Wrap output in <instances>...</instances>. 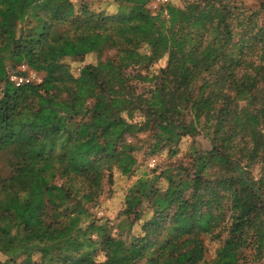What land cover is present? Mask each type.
Wrapping results in <instances>:
<instances>
[{
    "label": "trees",
    "instance_id": "16d2710c",
    "mask_svg": "<svg viewBox=\"0 0 264 264\" xmlns=\"http://www.w3.org/2000/svg\"><path fill=\"white\" fill-rule=\"evenodd\" d=\"M76 1L0 0V264H264V2ZM21 64L41 82L15 86ZM201 132L209 150L128 188L124 237L84 224L138 134L173 157Z\"/></svg>",
    "mask_w": 264,
    "mask_h": 264
},
{
    "label": "rangeland",
    "instance_id": "374dc122",
    "mask_svg": "<svg viewBox=\"0 0 264 264\" xmlns=\"http://www.w3.org/2000/svg\"><path fill=\"white\" fill-rule=\"evenodd\" d=\"M74 4L77 3L76 0H71ZM192 0H176L172 2L177 6H183L185 3H188ZM260 1L264 2V0H238V3H242L245 7L249 9L258 8V3ZM91 4V8L95 11H104L108 14H114L118 10L117 3L114 0H89ZM152 0H149L148 8L152 11H156L152 9ZM126 4H122L121 10L126 8ZM160 6H157L159 8ZM213 33L210 34L212 37ZM110 56L111 53L106 54ZM94 59L92 57H88L84 63L93 62ZM165 57L160 59L156 64L151 66L149 72H155L158 68L165 65ZM64 63L68 65L70 71L76 75L78 73L79 68L83 65V63H76L71 60H65ZM130 72L135 73L139 72L144 74L145 71L143 69L134 68L131 69ZM38 74V73H37ZM39 75V74H38ZM39 77H41L39 75ZM64 138H60L56 141L55 147L59 145L62 146L64 144ZM153 141L150 138L149 133H141L138 134L137 140V150L134 155L137 160V164L135 166V173L131 175L129 178L119 176L117 172L115 174V184H114V194L111 198L107 199L105 197H101L98 205L95 207L86 206L89 211V218L83 219L84 224L87 225L90 221L94 220L96 223H105L107 224L112 231L114 236L119 235L124 237L127 224L124 222V218L120 216V211L123 208V196L128 190V188L140 177H153L162 172L168 165L174 162H187L188 157L193 155L195 152H203L210 149V141L204 135L203 132L195 136L194 138H182L179 145L176 147V154L173 157H170L168 154L167 148H162L159 151L153 153L152 150ZM153 160V161H152ZM255 173V171H254ZM157 187L163 189L166 186L165 181L162 178H158L155 182ZM105 190V187H104ZM141 212L143 218L149 217L150 211L144 205L141 207ZM134 234H139V225H135L132 229ZM206 246L208 248L207 258L213 255L215 248L218 246L217 242H209L205 241ZM97 261H102L103 256L100 253H97ZM38 257H35L37 259ZM7 257L5 255L0 254V260H5ZM23 259L20 257L16 259V262H19Z\"/></svg>",
    "mask_w": 264,
    "mask_h": 264
},
{
    "label": "built area",
    "instance_id": "2783aa9c",
    "mask_svg": "<svg viewBox=\"0 0 264 264\" xmlns=\"http://www.w3.org/2000/svg\"><path fill=\"white\" fill-rule=\"evenodd\" d=\"M174 0H152V9L157 10V6H162L165 4H168ZM17 71L19 73H12L9 75V80L15 85V86H21L24 84H38L41 82V77L39 75L31 70L28 69L26 65L21 64L17 67ZM153 161V160H152Z\"/></svg>",
    "mask_w": 264,
    "mask_h": 264
}]
</instances>
